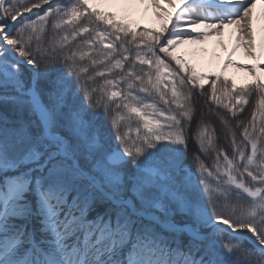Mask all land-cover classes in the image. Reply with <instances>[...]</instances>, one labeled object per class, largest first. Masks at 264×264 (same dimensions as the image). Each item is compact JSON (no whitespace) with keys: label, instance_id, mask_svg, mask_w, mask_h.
Segmentation results:
<instances>
[{"label":"snow or ice","instance_id":"1","mask_svg":"<svg viewBox=\"0 0 264 264\" xmlns=\"http://www.w3.org/2000/svg\"><path fill=\"white\" fill-rule=\"evenodd\" d=\"M0 264H264V0H0Z\"/></svg>","mask_w":264,"mask_h":264},{"label":"rangeland","instance_id":"2","mask_svg":"<svg viewBox=\"0 0 264 264\" xmlns=\"http://www.w3.org/2000/svg\"><path fill=\"white\" fill-rule=\"evenodd\" d=\"M134 19L139 20V22L141 24H146L149 27H154L157 24V21L155 20L153 12L151 9H149L147 13H144L143 10H138L136 12ZM232 31H233L232 29H226V34L224 37V40L226 43L229 44V47L231 46L230 34L232 33ZM192 47L193 46H181L179 49H177L178 55H188L189 51ZM203 47L207 48L208 52L206 55L202 56L201 58H199L198 60L195 61L197 63V66L205 67V68H211L212 70L219 71L220 65L222 64L223 56L226 55L225 50L222 48H219L217 46L215 39L210 40ZM217 56L219 58H217ZM234 59H237V60L241 61L242 63H249L250 62L241 53L240 50L237 52ZM225 74L232 77L237 82V84L247 82L248 80H250V77L247 76V74L245 72L238 70L236 68H232V67H229L227 73H225ZM245 108H247V113H248L250 108L248 106H246ZM249 118H250V116H249Z\"/></svg>","mask_w":264,"mask_h":264},{"label":"trees","instance_id":"3","mask_svg":"<svg viewBox=\"0 0 264 264\" xmlns=\"http://www.w3.org/2000/svg\"><path fill=\"white\" fill-rule=\"evenodd\" d=\"M47 39H51V37L49 36V37H47ZM177 54H178V52H177ZM197 68H198V71H204V72H207L209 74H211L213 72H218L217 70H212L211 68H205V67H199V66H197ZM243 83H245V82H243ZM238 84H241V83H238ZM251 110L252 109L250 108V110L247 113V108H245V113H244L245 117H249L250 116ZM217 127H219V126H217Z\"/></svg>","mask_w":264,"mask_h":264},{"label":"bare ground","instance_id":"4","mask_svg":"<svg viewBox=\"0 0 264 264\" xmlns=\"http://www.w3.org/2000/svg\"><path fill=\"white\" fill-rule=\"evenodd\" d=\"M241 51V53L243 54V51L242 50H240Z\"/></svg>","mask_w":264,"mask_h":264}]
</instances>
